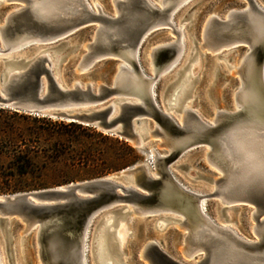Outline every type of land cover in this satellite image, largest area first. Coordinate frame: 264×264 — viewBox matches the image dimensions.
<instances>
[{
  "label": "water",
  "instance_id": "1",
  "mask_svg": "<svg viewBox=\"0 0 264 264\" xmlns=\"http://www.w3.org/2000/svg\"><path fill=\"white\" fill-rule=\"evenodd\" d=\"M21 1L25 6L9 13L1 32L9 40L39 39L49 46L46 51L71 49L67 40L69 36L86 26L96 27V22L102 24L97 39L89 44L90 53L83 58L82 65L94 62L96 57L99 58L96 62L115 58L121 49L135 50L141 40L164 30L170 16V8L160 10L147 0L119 3L116 17L101 12L94 14L82 0H48L45 11L34 5L33 0ZM246 3L251 10L259 11L255 0H246ZM250 17L248 12L236 10L232 12L231 20L224 22L211 14L205 19V30L202 27L201 31L204 32V43L200 46L199 40L194 43L199 48L207 47L213 51L235 43H239L237 49L240 46L245 49L254 36L249 30ZM32 42L18 52L35 46ZM251 47L256 62L253 66L256 71L251 75L254 81L256 72L261 78L264 43L255 46L251 43ZM2 52L1 108L94 127L139 149L153 138L157 144L160 143L157 147L166 153L151 148L154 154L152 168L139 164L104 177L0 195V264L1 253L10 264H15V245L10 227L16 223L21 224L24 246L33 238V231L39 230L33 244L41 264H84L82 258L89 257L84 253L85 232L89 229L90 236H93V230H97L102 221L97 225L98 219L108 211L115 218L114 224L117 218L128 222L130 216L151 219L153 223L165 217L166 224L162 230L180 222V216L185 218L181 226L188 230V235L181 257L169 254L162 241L150 239L141 255L148 264H264V184L253 170L264 160V119L261 117L264 114L257 108L255 97L246 96L245 104L237 110H232L234 106L219 109L212 124L202 120L195 110L186 111L180 124L164 111L158 93L153 95L148 88L141 99H136L119 96L121 91L126 94V83L120 86L102 83L96 90L90 85L80 87L61 80L58 73L65 54L61 55L58 63H53V52H50L53 60L43 53L26 59L4 54L6 50ZM176 52L174 43L162 46L155 54L156 63L162 66ZM7 66L20 71L10 74ZM217 75H221L220 70H217ZM249 75L244 69L240 74L246 86L250 85ZM119 100L122 102H118L117 110L112 102ZM150 121L153 129H149L148 134L140 133L141 127L151 125ZM206 145L210 147L205 158L207 163L222 174L205 177L206 183L215 185L211 193L201 189L197 193L177 181L170 167L188 151L198 148L203 151ZM203 200L205 211L200 207ZM211 200H220L226 204L225 209L229 207L235 211L243 205L254 208L253 218L260 228L257 231L259 239L256 242L243 240L227 226H219L215 219L211 222L208 216ZM222 214L230 223L228 215ZM101 230L106 235L109 250L117 257L116 261L127 264L123 259L125 249H120L115 230L107 227ZM198 248H202L204 254L199 253L194 259L184 256V253ZM199 256L202 257L198 259Z\"/></svg>",
  "mask_w": 264,
  "mask_h": 264
},
{
  "label": "rangeland",
  "instance_id": "2",
  "mask_svg": "<svg viewBox=\"0 0 264 264\" xmlns=\"http://www.w3.org/2000/svg\"><path fill=\"white\" fill-rule=\"evenodd\" d=\"M153 1L160 7V3L157 0ZM257 1L264 7V0ZM89 2L92 6L95 5V2H98L103 11L107 14L117 16L116 8L112 0H89ZM245 3L246 0H192L176 13L174 22L176 28L183 27L187 48L181 62L178 64L179 66L170 73L164 74L162 80L157 86L156 91L161 105L165 102V100H162V96L166 94L164 92L167 90V86L177 79V72L181 68L190 65L192 66L193 71L190 78L192 84L190 94L184 102L185 105H188L194 100V109H198L199 113L204 118L209 119L214 113L215 106L218 105V107L225 109L233 107V91L239 86V82L237 76L227 70L223 60H218L217 62L214 58V54L207 50H204L205 54L203 58H201L199 54L197 60H193V58L191 60L189 59L192 53L193 42L200 41V35L205 19L215 12L220 15L219 17L225 18L229 13H226L228 10L232 8H241ZM22 5H24V3L20 0H0V25L5 23V19L9 12L14 10L15 7ZM245 6L242 9H244ZM93 28L94 26H86L69 36L67 40L69 41V47H71V49L57 48L60 50V54H65V58L61 63L62 70L60 71V76L68 84L81 82L82 87H84L85 83L92 82L94 89H97L98 84H101V82H111L112 84L114 75L118 70V65L123 62L121 58H119V62H117L115 58H104L97 61L95 64H91V66L86 69L77 70V64L79 63L83 51H87L84 47L86 44L84 41L90 39L91 35V40H93V35L95 34L96 29L93 30ZM174 38L175 36L171 33V28H169L167 31H156L146 39L141 51V62L145 72L147 71L149 73L148 75H153L151 58L147 55L148 49L155 46L157 43H162ZM81 43H83V50L79 54L81 51ZM1 45L2 44L0 43V47H2ZM36 48H42L41 50H43L47 48V46H45L44 43H37L35 46L25 48L21 52L11 51L6 53H12V55L19 56L24 54L31 56L34 54ZM237 50L236 54L230 53L228 55L229 58L235 60L236 64L239 63L241 57L245 55L246 51H244V46H240ZM2 67L3 65L0 61V75L2 74ZM216 69L220 70L221 75H217ZM172 89L173 88H170V90H168L169 93L165 95L166 99L171 95ZM4 109V111L0 112V126L6 131L4 132V135L13 133L17 142L20 144V148L18 149H22V151L26 152L30 150L29 153L33 156V161L36 165L35 167L39 170V176L32 174L24 177L10 175L12 174V170L8 164L11 161V157L9 154L4 155L1 158L2 167L0 166V195L26 191L28 189L25 188V186L38 182V180L49 182L57 178L69 176L74 179L71 183H76L94 179L93 175L96 173V170L105 166V163L114 164L116 160L125 156L124 152L120 150L118 145H115L114 142L106 138L107 135L111 138H117L114 135L103 133L97 129L96 130L101 132L102 135L86 130L79 134L81 138L80 142L69 143L68 134L71 129L53 123L34 120L33 114L18 111L19 113L16 115L11 111H8L7 108ZM232 109H235V105ZM172 112L173 110H171L170 113ZM27 115L33 116L28 117ZM180 115V112H178L177 118H180ZM150 123L151 125H149V127L152 129L153 122L150 121ZM75 134H77V132ZM119 139L124 140L121 138ZM55 144H59L57 150L53 149ZM157 145L159 146L157 140L151 138L146 142L144 148L139 149L134 147L137 158L134 160V164L127 168L139 164H147L152 168V164L154 163L152 157L154 154L151 153V148L154 147L159 152L165 153V151L163 152V148H159ZM55 154H60L61 157L59 159L50 158ZM171 169L174 170L175 174L184 182L188 184L191 183L202 189L208 188V186H206L205 177H213L217 174L216 170L207 163L201 148L192 149L185 153L174 165H172ZM121 170L123 169L112 171L101 177L120 172ZM58 186L55 185L48 188ZM222 207H224V205L219 204V201L211 200L208 212L216 221L222 223V221L226 222L224 215H222V213L226 211L225 213L228 214L230 223L241 236L251 240L257 239L253 232L254 222L251 219L250 206H239L237 211H231L232 209L230 208L228 209L229 211L226 209L220 211ZM109 212L110 211L106 213ZM104 214L98 219L97 224L100 222ZM133 217L128 226L126 224V227L124 228V235L125 239L127 237V244L126 248L123 247V250L125 249L123 258L128 264H148L146 260H143L141 255L144 244L150 239L162 241L164 249L169 254L181 257L180 252L183 243L182 241L180 244L178 242L180 230L177 226L171 225L165 230L157 231L153 220L137 218V216ZM20 227L21 224L19 223L13 224L10 227V232L13 236V242L15 245V264H41L39 259H37L36 248L33 244L35 232H33V238L28 240L24 246L25 243H21L20 240V232L22 230ZM93 231L95 232V229ZM127 233L130 235L128 236ZM89 237L88 258L90 264H95L92 259L93 255H91L93 236ZM18 243L20 247H18ZM2 264H6L5 261H3Z\"/></svg>",
  "mask_w": 264,
  "mask_h": 264
},
{
  "label": "bare ground",
  "instance_id": "3",
  "mask_svg": "<svg viewBox=\"0 0 264 264\" xmlns=\"http://www.w3.org/2000/svg\"><path fill=\"white\" fill-rule=\"evenodd\" d=\"M7 1H10V0H7ZM47 1L48 0H33V2H35L34 5H36V4L39 5L38 8L41 11H45L46 10L45 4H46ZM70 1H74V0H70ZM82 1L88 7V9L91 12H93L94 14H99L100 12L104 13V14H107L105 11H103L102 7L100 6V4L98 2H95L94 3L95 5H93L95 7H93L91 5V3L89 2V0H82ZM112 1H113V4H114L115 8H116V15H118V13H119L118 4L119 3L123 4L126 0H112ZM157 1L160 3V7L157 6L154 3L153 0H147V2L150 5H152L155 8H158L160 10H164L166 8H170V16L168 17L167 23L164 24L165 25L164 26V28H165L164 30L167 31V30H169V28H171V33L175 36V38L172 39V40L164 41L162 43H157L155 46H152L151 48L148 49L147 55L150 56L151 64H152V67H153V71H152L153 75L152 76L148 75L149 73L147 71L145 72V70H144V68L142 66V62H141V53H142L141 51H142V48H143V46L145 44V41H146V39L148 37L146 39H144V41L141 40L135 50L121 49L120 51H118L115 54V58H117L116 59L117 62H119V58H121L123 62L118 65V70H117V72L114 75L112 84H114V86L115 85L116 86L124 85V83L128 84V87H127V89L125 91L126 94H123L124 91H121V93H119L120 97H134L136 99H141V97L146 93L147 88L150 90V92L153 95H156V92H157L156 89H157V86H158L159 82L162 80V76L164 74H166V73H170L175 68H177V66H179L178 64L181 62V60H182V58H183V56H184V54L186 52L187 45H186V39H185L186 37H185V34H184L183 27L176 28V25H175V22H174V18H175L176 13L182 7L187 5L188 2H190L192 0H157ZM21 2H23V1H21ZM255 2L257 4V7L259 8L258 12L251 10L250 7H249V4L246 3L247 5L246 4H245L246 6L244 5L245 6L244 9H242L244 7L243 6V7L238 8V9L235 8V9L228 10L226 13H228V12L229 13L226 15L225 18L219 17L220 15L218 13H216V12L213 13V15L214 16H218L224 22H228L229 20H231V14H232V12H235L236 10H243V11L248 12L250 16H257L261 12H264V7L261 4H259V2L257 0H255ZM24 6H25V4L22 5V6L15 7L14 10H17L20 7H24ZM107 15H110V14H107ZM110 16H112V15H110ZM7 17H9V16H7ZM113 17H116V16H113ZM5 20H6L5 23L0 25V43L2 44L1 45L2 47H0V54H2L3 53L2 51H5V50H6V52L18 51L21 48L27 47L29 45V43H31V41H33L32 43H34V44L44 43V45H45V42H42L39 39H37V40L36 39L35 40H29V39L20 38L17 41L15 39H13V40L7 39L5 37V35H3V33L1 32L2 28L5 26V24L7 23L8 19L6 18ZM96 23H97L98 26L96 25L97 28L96 27L93 28V30L96 28L95 29V34L93 35L94 36L93 40L89 41L92 38V35H91L90 39L84 41V42H86L84 47L87 49V51L86 52L83 51V53L81 55V58L79 60V63L77 64V67H80V68L79 69L77 68V70L86 69L89 66H91V64H94V62H96V60L99 59L98 57H96L95 61L91 62L90 64H87V65H82L81 64L83 58H85V56H87L90 53V46H89V44H91L90 42H94L97 39V37L99 35L98 32L100 30V27H102V24H100L99 22H96ZM206 23L207 22H205V24L203 25L204 30H205V27L207 26ZM160 25H163V24H160ZM250 28H251V26H250ZM249 30L252 31V29H249ZM92 33H93V31H92ZM251 37L254 39L253 35ZM253 39H252V41H253ZM203 41H204V32H202L201 35H200V41L198 42V45L200 46L201 44H203L204 43ZM252 41H251V43L254 46L257 45V44H261V43H253ZM143 42H144V44H143ZM172 43L177 45V52L165 64H163L162 66L158 65L156 63V58H155V54H156L157 50L159 48H161L162 46H167L168 44H172ZM251 43L250 44H246V48L244 49V51L246 50L245 51V55H243L241 57V59H240L238 64L235 63V60L233 58H229L228 55L230 53L236 54V52L238 51L236 47H237V45L239 43L231 44L230 46H227V47H224V48H221V49L213 51V50H208L207 47L199 48L198 46H196V43L193 42L192 53H191V56H190L189 60H191L192 58H193V60H197L199 54H200L201 58H203V56L205 54L204 50H207L208 52L214 54V58L217 60V62H218V60H223V62L225 63V65L227 67V70L229 72H231L232 74H235L237 76L238 82H239V86H237L234 89V91H233V103L235 105V109L234 110H237V109L241 108L245 104V101L247 100L246 96L251 95V96L255 97V101L258 102L257 108L260 109L259 111L264 114V100H263V98H264V62H263V65H262L261 78L259 77V74H257V72H256V79L253 81V78H252L251 75H252V72L256 71L254 69V67H253V66H255L256 62L254 61L253 48L251 47ZM48 47L49 46H47V48ZM50 47H54V45H50ZM47 48H45L43 50H41L42 48H36L34 50V54H32L31 56H27L26 54L20 55V56L19 55H11V56L24 57L26 59H32L35 56L43 53V54H46L49 59L53 60V57L50 55V52H53L55 54L53 63H54V61L56 63H58L60 61V58H61V55H62V54H60L61 53L60 50L56 48V49H53V50L46 51ZM82 50H83V43H81V51L79 52V54L82 52ZM226 51H228V52H226ZM6 52L4 54H12V53H6ZM148 63L150 64L149 61H148ZM59 69H60V71L62 70L61 67ZM243 69L246 70L248 72V74H250L249 75V77H250V79H249V81H250L249 84L250 85L249 86H246L245 85L246 83H244L243 80L240 77L241 71ZM2 70H3V67L1 69V71ZM7 70H8V72L10 74L12 72H19L20 71L19 69H15V68H13L11 66H7ZM217 70L218 69H216V72H217ZM60 71L58 73L59 76H60ZM192 73H193L192 66H190V65L189 66H185L184 68H181L177 72V74H178L177 79L175 81H173L172 83H170L169 86H167V90L164 92V93L168 94L169 93L168 90H170V88H173L171 95L168 97V99H166V97H165L166 94H164L162 96V100H165V102H163V109H164V111L169 113L171 116H173L180 124H182L183 118L185 116V112L188 111V110H195V112H197V114H199V116L202 118V120H204L207 123H211L212 124L213 121L215 120V118L217 117V111L219 109L225 110V108H220V107L215 106L214 113H213L212 117L209 119V118H204L199 113L198 109H194V107H193L194 100H192L188 105L184 104V102L186 101V99L188 98V96L190 94V88H191V84H192V81H190V78L192 76ZM2 76H3V73H2ZM60 78H61V76H60ZM61 80H63V79L61 78ZM254 82L257 83L256 86H255ZM102 83H105V82H101V84ZM76 84L78 86L82 87L81 82H74L71 85H76ZM101 84H98V87ZM87 85H90L91 87H93V83L92 82L85 83V86H87ZM240 94L245 96V97L239 96ZM126 95H128V96H126ZM238 96L240 97L239 101H238ZM262 96H263V98H262ZM118 102H122V101L121 100L117 101L116 102L117 104L114 101L112 102V104H114L115 109L117 107V110H118ZM117 110H115V113L118 112ZM171 110H173L172 113H170ZM178 112H180V114H181L180 118H177V113ZM261 117L264 119V115L261 116ZM149 125L150 124H148V126L146 128H142L141 127L139 132L140 133L142 132L144 134H148V130L151 129L149 127ZM209 151H210V147L208 145H206L204 150L202 151L203 155L205 156V158H206V155L208 154ZM165 153H166V151H165ZM171 167H170V170H171V173L173 174V176H175L177 181L182 183L189 190H194L197 193H199L200 189L204 190L205 193H211L214 190V188H215L214 184L212 185V184L206 183V186H208V188L202 189V188H199V187H197V186H195V185H193L191 183L188 184V183L184 182L183 180H181L175 174L174 170H172ZM216 172H217L216 175H218V176L222 174V172H220L219 170H216ZM152 173L154 174V176L158 177V175H156V173H154V172H152ZM131 178H132V180H134L133 176ZM192 180H194V179H192ZM125 184L127 185L128 183H125ZM218 201H219V204L224 205V207L226 206V204L222 203L220 200H218ZM200 207L203 209V211H205L206 204H205L204 200L201 201ZM224 207H222L220 209V211H224L225 210ZM228 209H229V207L226 208V210H228ZM126 210H128V209L126 208ZM231 211H235V210L232 209ZM254 212H255L254 208H251V219L254 222L253 232H254L255 236L257 237V239H255V240H251V239H248V238H245V237L241 236L233 228L231 223H228V222L226 223L225 221H222V223H219L217 221V223H218L219 226H227L230 230H232L235 234H237L243 240H248V241H251V242L255 241L256 242L259 239L257 231L260 228H259L258 224L256 223L255 219L253 218V213ZM208 216L212 220L211 222H213L214 218L211 217L210 215H208ZM130 217H131L130 221L133 218H135L133 216H130ZM164 218L165 217L158 218L156 220V222L154 221V225H155V229L156 230H157L158 227L160 228V230H162V227L165 226L166 220ZM114 219L115 218H114V216L112 215L111 212L104 214V216L101 218L102 221L100 222V225L98 226V229L96 228L97 230H95V232H94L93 243H92V254H91V255H93V258H92V256H91V258L94 260L95 264H120L119 261H116V259H117V257H115L116 255L111 253V251L109 250V245H108V242H107V239H106V235H105L104 232L102 233L101 228L104 229V228L107 227L109 230H115L116 236H117V239H118V243H119V247H120L121 250H123V247L126 248V244H127V237L125 239L124 228L126 227V224L128 226L130 221L127 222V220H125L123 218H117V223H115L116 224V226H115ZM179 220H180V222H176L174 226H177L178 229L180 230V234H179L180 238H178L179 244L182 241V243L184 245L185 244V239H186V237L188 235V230L184 226H181V224L185 221V218L183 216H180ZM156 226H158V227L156 228ZM157 231H159V230H157ZM33 232H35V238H36V236H38L39 230L35 229ZM127 235H129V233H127ZM89 236H90V230L88 229L85 232V235H84V253L86 252L85 253L86 255L89 253V238H90ZM22 238H23V236H22V230H21V232H20L21 243L24 242V239H22ZM155 241H157V239H155ZM105 243H106V247H105ZM146 244H147V241H146V243L143 246V250H144ZM182 248H183V246H182ZM182 248H181V251H182ZM143 250H142V252H143ZM199 253H203L204 254V251H203L202 248H198L196 251L191 252V253H184V256L187 257L188 259H194ZM201 257L202 256H199L198 259H200ZM3 261H5L6 264H10L6 260L4 254L1 253V264L3 263ZM82 261L84 262V264H87V262H89V258L88 257L87 258L83 257Z\"/></svg>",
  "mask_w": 264,
  "mask_h": 264
},
{
  "label": "trees",
  "instance_id": "4",
  "mask_svg": "<svg viewBox=\"0 0 264 264\" xmlns=\"http://www.w3.org/2000/svg\"><path fill=\"white\" fill-rule=\"evenodd\" d=\"M4 108L0 107V112L4 111ZM8 111H11L13 114H18L19 112L10 108H7ZM28 117H32L33 115H27ZM34 120L37 121H44V122H48V123H53L56 125H59L61 127L64 128H69L71 129L68 138V142L73 143V142H80L81 138L80 135L83 131H91L93 133H98L100 135H102L101 132H98L96 130V128L94 127H90V126H85L79 123H75V122H66L64 120H59V119H54V118H50V117H44V116H40V115H34L33 117ZM4 128L0 126V166H1V158L4 155L9 154L11 157V161L9 162V167L12 170V176H20V177H24L26 175L32 174L35 176H39L38 174V169L35 167V162L33 161V156H31V154L29 153V151H22V149H18L20 148V144L17 142V139L14 137L13 133L11 134H6L4 135ZM77 132V134H75ZM7 136V137H6ZM107 139H109L110 141L114 142L115 145H118L120 150H122V152H124L123 158H119L118 160H116V162L114 164L112 163H105L102 168H99L96 170V173L93 175L94 178H99L103 175H106L112 171L115 170H120V169H124L127 168L128 166L134 164V160L137 158V154H136V150L134 149V147H132L128 142L124 141V140H120L118 137L117 138H111L110 136H106ZM10 139V140H7ZM9 141V142H8ZM10 143V144H9ZM59 144H55L54 146V150H57ZM59 151V150H58ZM89 155V154H88ZM61 156L60 154H55L54 156H51L50 158L52 159H59ZM2 167V166H1ZM74 179H72L69 176H65L64 178H57L53 181H39L35 182L33 184H29L28 186H25V188H27L28 190L26 191H33V190H40V189H47L48 187L51 186H58V185H62V184H70L71 182H73ZM23 192V191H21Z\"/></svg>",
  "mask_w": 264,
  "mask_h": 264
},
{
  "label": "snow or ice",
  "instance_id": "5",
  "mask_svg": "<svg viewBox=\"0 0 264 264\" xmlns=\"http://www.w3.org/2000/svg\"><path fill=\"white\" fill-rule=\"evenodd\" d=\"M249 24L254 34V39L252 42L264 43V12H261L257 16H251L249 18ZM253 170L259 176L262 184H264V160H262L261 163Z\"/></svg>",
  "mask_w": 264,
  "mask_h": 264
}]
</instances>
